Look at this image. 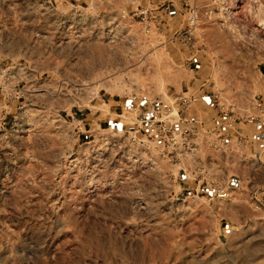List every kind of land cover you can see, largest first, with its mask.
Masks as SVG:
<instances>
[{
  "label": "rangeland",
  "instance_id": "rangeland-1",
  "mask_svg": "<svg viewBox=\"0 0 264 264\" xmlns=\"http://www.w3.org/2000/svg\"><path fill=\"white\" fill-rule=\"evenodd\" d=\"M198 75L256 120L264 0H0V264H264L245 142L180 124Z\"/></svg>",
  "mask_w": 264,
  "mask_h": 264
},
{
  "label": "crops",
  "instance_id": "crops-1",
  "mask_svg": "<svg viewBox=\"0 0 264 264\" xmlns=\"http://www.w3.org/2000/svg\"><path fill=\"white\" fill-rule=\"evenodd\" d=\"M168 13H170V10H168L167 14ZM190 83H191V88H192L191 93L193 96L190 102L191 104H188L185 107H183V109H180L181 113L189 114V117L188 118H186L185 116L181 117L184 120V122L180 121V124H183V123L195 124V122L203 121L205 123L209 122L212 125L214 121L222 120L220 127H223L222 126L223 124H226L228 126V127H223L224 129L227 128L226 130H224L225 135H227V133L229 132L231 133V135L236 136L235 139H237V135H240V139L237 141L240 144L241 142H245L244 144L242 143L245 149L243 158L244 160L246 159V161L248 160L250 161L249 164L247 162H244V165L241 168V171L239 172L237 176L238 181L242 179L244 180L245 179H251V180H262L263 179L264 180V117L261 118V115L258 114L259 119H256L254 121L253 120L248 121L245 124L243 123L242 127L240 126V124L242 123L240 121L236 122L235 119H233L234 121H231L230 123H226L225 120H230L229 117L223 118V117H218L212 114L213 110L208 106L206 102V99H207L206 93L202 92L205 90L204 88L205 81L201 79V77L198 75V76L193 77ZM261 98L264 101V93L262 94ZM113 102L115 105H118L115 107H119V106L122 107V104H124V101H120L119 99H113ZM185 109H187V111L184 112ZM110 111H112V109ZM178 117L180 118V116ZM108 118H111V117H108ZM216 126H218V123L212 125L211 128L216 127ZM230 139H233V136L227 135L228 144L231 141ZM202 146H205V148L208 149L209 151H215L214 148H216V147H211L207 142H203ZM218 162L219 161L217 160L213 163V165H210V166L214 168L216 164H218ZM253 167L255 168L254 171L251 170V168ZM220 177L221 176L216 174V175H213L212 177L210 176L209 178H214L216 181V180H219ZM205 178L206 179L204 180H207L208 177L206 176ZM225 179L227 181H230L232 177L227 176ZM188 187H190V185H187L184 188H188ZM228 187L230 188V186Z\"/></svg>",
  "mask_w": 264,
  "mask_h": 264
},
{
  "label": "built area",
  "instance_id": "built-area-1",
  "mask_svg": "<svg viewBox=\"0 0 264 264\" xmlns=\"http://www.w3.org/2000/svg\"><path fill=\"white\" fill-rule=\"evenodd\" d=\"M196 16H195V12L194 11H189L188 14H187V21L186 23L187 24H192L195 20ZM192 93L188 94L187 96H180V101L182 103V105H188L190 103V101L192 100ZM254 105L257 109V113L261 115V118L264 117V101L261 97H255L254 98ZM226 113L225 110H221V114L224 115ZM256 115V119H259V115ZM186 126L183 127V129H185ZM215 134H216V137H217V145L215 143V141L211 140L209 141V145L211 147H226L227 146V136L225 135L224 132H222L221 130L219 129H215L214 130ZM240 139V135H237V139L236 140H239ZM194 147V146H192Z\"/></svg>",
  "mask_w": 264,
  "mask_h": 264
}]
</instances>
